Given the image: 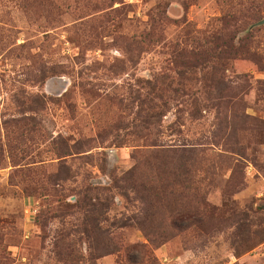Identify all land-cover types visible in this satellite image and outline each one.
Here are the masks:
<instances>
[{
    "label": "rangeland",
    "instance_id": "obj_1",
    "mask_svg": "<svg viewBox=\"0 0 264 264\" xmlns=\"http://www.w3.org/2000/svg\"><path fill=\"white\" fill-rule=\"evenodd\" d=\"M264 0H0V264H264Z\"/></svg>",
    "mask_w": 264,
    "mask_h": 264
},
{
    "label": "water",
    "instance_id": "obj_2",
    "mask_svg": "<svg viewBox=\"0 0 264 264\" xmlns=\"http://www.w3.org/2000/svg\"><path fill=\"white\" fill-rule=\"evenodd\" d=\"M261 22H264V19Z\"/></svg>",
    "mask_w": 264,
    "mask_h": 264
}]
</instances>
